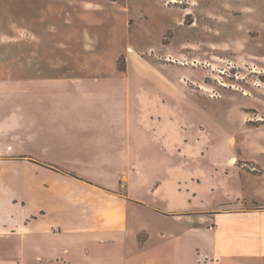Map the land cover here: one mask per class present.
I'll return each instance as SVG.
<instances>
[{
  "label": "rangeland",
  "instance_id": "374dc122",
  "mask_svg": "<svg viewBox=\"0 0 264 264\" xmlns=\"http://www.w3.org/2000/svg\"><path fill=\"white\" fill-rule=\"evenodd\" d=\"M0 76L16 80L0 91V115L29 114L40 130L1 137L10 154H87L76 120L100 122L105 107L139 125L136 194L154 209L136 204L155 239L179 225L155 207L217 216L236 232L259 226L264 0H0ZM19 82L32 90L23 100ZM165 122L182 139L173 150L155 129ZM174 178L182 198L164 194Z\"/></svg>",
  "mask_w": 264,
  "mask_h": 264
},
{
  "label": "crops",
  "instance_id": "0c3cea01",
  "mask_svg": "<svg viewBox=\"0 0 264 264\" xmlns=\"http://www.w3.org/2000/svg\"><path fill=\"white\" fill-rule=\"evenodd\" d=\"M14 79L0 76V91L13 87ZM19 83L23 100L31 88L29 82ZM101 111L104 122L76 120L92 142L86 144L87 154L20 156L0 149V264H264L263 206L250 212L260 218L259 226L238 232L223 226L217 216L180 206H154L179 223L155 239L150 220L140 215L136 204L153 208L136 194L139 184L134 176L141 154L133 138L139 125L133 128L128 120L118 122V112L123 110L105 107ZM28 115H0V138L13 129L22 136L18 127L35 136L40 130L33 131L35 119L28 121ZM144 126L154 130L150 123ZM51 128L63 137L61 127ZM155 129L170 149L182 143L175 135L178 126L165 122ZM70 130L72 140L84 142L82 133ZM179 186L181 182L174 178L168 186L157 184L154 189L164 187L165 196L182 198ZM109 245L119 247L122 254L109 250Z\"/></svg>",
  "mask_w": 264,
  "mask_h": 264
},
{
  "label": "trees",
  "instance_id": "16d2710c",
  "mask_svg": "<svg viewBox=\"0 0 264 264\" xmlns=\"http://www.w3.org/2000/svg\"><path fill=\"white\" fill-rule=\"evenodd\" d=\"M52 167V165H50Z\"/></svg>",
  "mask_w": 264,
  "mask_h": 264
}]
</instances>
